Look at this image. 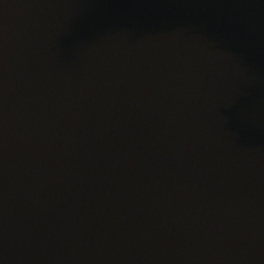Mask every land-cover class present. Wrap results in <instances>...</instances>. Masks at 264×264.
I'll list each match as a JSON object with an SVG mask.
<instances>
[{
  "label": "water",
  "instance_id": "1",
  "mask_svg": "<svg viewBox=\"0 0 264 264\" xmlns=\"http://www.w3.org/2000/svg\"><path fill=\"white\" fill-rule=\"evenodd\" d=\"M0 264H264V0H0Z\"/></svg>",
  "mask_w": 264,
  "mask_h": 264
}]
</instances>
